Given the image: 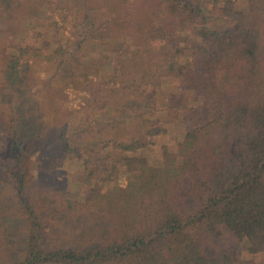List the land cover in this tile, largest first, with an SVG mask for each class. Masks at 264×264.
<instances>
[{
  "label": "trees",
  "instance_id": "obj_1",
  "mask_svg": "<svg viewBox=\"0 0 264 264\" xmlns=\"http://www.w3.org/2000/svg\"><path fill=\"white\" fill-rule=\"evenodd\" d=\"M48 2L0 0V264H264V0H67L76 50L44 25L21 42ZM107 108L139 114L80 137ZM160 108L181 135L152 162L132 152ZM86 141L131 153L86 169ZM49 151L85 189L41 181Z\"/></svg>",
  "mask_w": 264,
  "mask_h": 264
},
{
  "label": "rangeland",
  "instance_id": "obj_2",
  "mask_svg": "<svg viewBox=\"0 0 264 264\" xmlns=\"http://www.w3.org/2000/svg\"><path fill=\"white\" fill-rule=\"evenodd\" d=\"M53 1V3L48 2L42 6L36 17L37 20H34L32 27H28L27 29L28 35L25 38L20 39V41L26 44L35 43L36 35L38 34V31H40V27L44 25L46 31L56 35L54 40L58 45L68 46L71 50H76L83 38V26L80 18L81 13L76 9H71L67 0ZM214 8L216 11H219L218 5H214ZM175 85L180 88L181 86H184L181 88L183 90L188 88L187 85L180 83L177 80L176 82L168 83V88L164 86L156 88L155 91L157 96L161 98V96L164 95L165 90L171 89ZM195 101L196 100H191V103H194ZM145 112H148V110H143L141 113ZM137 113L138 112L132 110L123 112L122 110L107 108L106 110H101L92 114L89 117V120L85 121L83 120V113H79L81 116L74 118V129L80 134V137H82V135H85V132H90V128L97 124L131 121L130 117H135ZM148 113L159 114L164 120V127L157 128V133H159L157 135L150 134L148 137L137 139L136 143H134L135 147L132 153H142L144 151L150 152L152 154L151 161L155 162V159L161 157L166 147L177 143L181 131H178V129L173 127V123L170 122V113L166 109L160 108V112L150 110ZM35 127L37 129L34 130L39 129V122ZM80 148L90 159V163L85 165L86 169L94 167L95 161L100 157H102V162L108 166L118 162L119 159L125 161L124 157L131 153L129 151H117L98 141H92L90 144L86 141L80 145ZM35 162L37 165V173L43 183L59 188H66L68 186H74L81 190L86 188L82 182L76 179L79 173L85 172L82 166V160L77 154L66 155L59 158L55 152L49 151L36 157ZM98 182H100L105 188H111L114 183V177L104 176V179L102 178L101 181L93 180V184H98ZM59 232L62 233V225L59 228ZM249 252V249L245 245L243 247V253L249 255ZM254 258L259 262L264 260L263 256L260 254L254 255Z\"/></svg>",
  "mask_w": 264,
  "mask_h": 264
}]
</instances>
